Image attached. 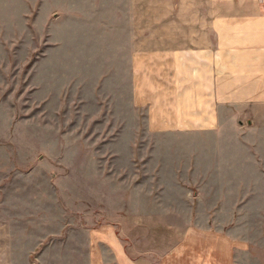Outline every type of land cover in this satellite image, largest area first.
Listing matches in <instances>:
<instances>
[{"label": "rangeland", "instance_id": "obj_1", "mask_svg": "<svg viewBox=\"0 0 264 264\" xmlns=\"http://www.w3.org/2000/svg\"><path fill=\"white\" fill-rule=\"evenodd\" d=\"M108 1L0 0V264H103L97 248L90 262V237L110 226L147 264L156 215L178 227L254 219L195 206L218 197L139 194L156 180L137 173L175 166L162 140L137 129L119 83L121 16ZM256 216L264 226V211Z\"/></svg>", "mask_w": 264, "mask_h": 264}, {"label": "crops", "instance_id": "obj_2", "mask_svg": "<svg viewBox=\"0 0 264 264\" xmlns=\"http://www.w3.org/2000/svg\"><path fill=\"white\" fill-rule=\"evenodd\" d=\"M106 5L121 16L126 43L116 55L119 83L127 86L128 99L131 95L137 129L162 140L159 153L170 152L165 163L175 166L137 173L138 180H156L137 187L139 194L218 197L195 206L237 215L248 211L254 218L178 227L156 215L146 263L264 264V226L255 219L264 211L256 204L264 195V2L110 0ZM145 5H152V14L145 15ZM141 157H135L141 159L137 163H143ZM160 158L156 161L164 163ZM165 179L172 184L160 182ZM225 197H234L233 203ZM173 205L164 209L174 211ZM110 227L92 233L90 262L97 248L105 252L103 264H144Z\"/></svg>", "mask_w": 264, "mask_h": 264}, {"label": "built area", "instance_id": "obj_3", "mask_svg": "<svg viewBox=\"0 0 264 264\" xmlns=\"http://www.w3.org/2000/svg\"><path fill=\"white\" fill-rule=\"evenodd\" d=\"M261 1H263V2H264V0H261Z\"/></svg>", "mask_w": 264, "mask_h": 264}]
</instances>
